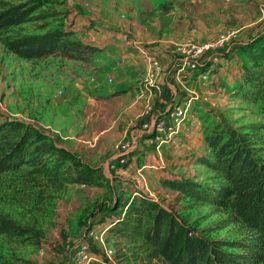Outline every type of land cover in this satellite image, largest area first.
I'll return each mask as SVG.
<instances>
[{"label":"rangeland","instance_id":"374dc122","mask_svg":"<svg viewBox=\"0 0 264 264\" xmlns=\"http://www.w3.org/2000/svg\"><path fill=\"white\" fill-rule=\"evenodd\" d=\"M29 1L40 6L13 32L71 30L77 39L97 50L80 59L60 52L26 59L7 50L0 39V124L14 120L34 126L56 147L95 168L96 178L92 183L66 182L33 173L30 168L1 173L0 214L34 229L39 237H0V264H73L70 251L81 241L93 248L96 259L92 262L105 257L112 264H166L151 254L139 233L119 223L126 206L107 209L118 201L141 198L155 201L211 239H249L251 233L225 212L184 197L164 186L162 180L188 178L208 186L220 183L201 159L211 158L205 136L215 126L225 124L247 133L257 157L264 161L262 103L251 94L252 88L240 85L251 62L238 49L232 65L208 62L205 70L182 69L178 77L187 78L174 81L175 91L186 96L193 92L196 98L178 133L156 149L159 142L155 139L145 142L153 133L143 135L135 121L127 125L136 113L127 115L126 93L136 90L140 81L141 85L147 83L142 80L143 72L136 71L141 78L135 84L125 82L119 60L110 63L104 50L107 43H118L124 37L140 41L139 45L149 47L162 61L154 80L158 85L162 74L176 76L177 70L167 67L168 52H159L149 39H161L171 32L174 43L186 38L201 43L226 29H235L238 37L239 26L255 27L264 21L260 13L264 0ZM215 10L224 16L214 15ZM231 12L233 15L225 17ZM193 27L204 28L197 33L199 38L181 37L180 32ZM263 33L264 29L247 41ZM174 101L176 98L170 102ZM150 113L158 114L154 110ZM90 228L103 232V244L88 235ZM104 248L110 251L109 256Z\"/></svg>","mask_w":264,"mask_h":264},{"label":"trees","instance_id":"16d2710c","mask_svg":"<svg viewBox=\"0 0 264 264\" xmlns=\"http://www.w3.org/2000/svg\"><path fill=\"white\" fill-rule=\"evenodd\" d=\"M40 5L34 1L0 0V39L15 55L37 59L55 52L80 59L97 49L74 36L71 30L55 28L41 33L13 32L30 20ZM240 53L251 62L242 74L241 86L252 88L260 98L264 114V33L239 45ZM209 63L198 69L205 70ZM211 158L201 163L215 172L221 182L202 185L188 178L163 179L162 184L194 202L204 201L225 212L250 233L249 239L221 241L211 239L189 226L172 211L148 198L128 203L118 201L114 208L126 206L120 222L139 233L151 254L166 264H264V161L257 157L247 133L225 124L215 126L205 136ZM30 168L31 172L54 180L92 183L96 169L77 160L63 147L34 126L9 121L0 124V174ZM128 224V225H126ZM0 237H39L34 229L21 226L0 214ZM235 247L239 251L227 248ZM89 264H112L105 257Z\"/></svg>","mask_w":264,"mask_h":264},{"label":"crops","instance_id":"0c3cea01","mask_svg":"<svg viewBox=\"0 0 264 264\" xmlns=\"http://www.w3.org/2000/svg\"><path fill=\"white\" fill-rule=\"evenodd\" d=\"M231 1L234 2V0H231ZM223 7H225V5H223ZM217 13H218V11L215 10L213 14L216 15ZM217 15L219 17H222V16H224V13H222L220 11ZM225 15H226L225 17H229L230 15H233V13L231 12V14L229 13V14H225ZM208 16H212V15L209 14ZM219 17H217V19H219ZM258 20H260V19H258ZM223 21L225 22L226 20H223ZM186 29H187V31L180 32V34L182 35L181 36L182 38L185 36H189V35H191V37H193V36L198 37L197 33H199V30H203L204 28L200 27L199 29H196L195 27H193L191 30L189 29V31H188V28H186ZM239 29H240V32H239L238 37L235 41L230 42L229 44L218 49V52L223 55V59H222L221 63L219 64L220 66L221 65L222 66H224V65L228 66V65L233 64V60L237 56L239 45L246 42L254 34H256L257 32L264 29V21L261 20L258 23V25H256L255 27H251V24H248L245 26L244 25L239 26ZM205 33H207L206 30H205ZM166 34L167 35H165L161 39L154 38L152 40V38H151V39H149V41L152 44H154L155 49H157L159 52H162V51L168 52V54L170 56L168 58V62H167L168 66H167V64L163 65V69H165L166 66L167 67L172 66V68L174 67L175 70H177L176 76L166 75V77H165V75H164L165 73L162 74V76L158 80V83H157L158 85H156V88H157L156 92H155V89L153 88V86H150L147 83H144L141 85L140 82H142V81H140L139 85H138L139 87L136 90L129 91L126 93V97H129V101L127 100L128 103L125 107V111L127 112V115L131 114L132 112L136 113L134 115V117H129V120L127 122L128 126L130 125V123L132 121H135L139 125L143 120H145L146 118H149V115H147L144 112L146 104H150V106L152 107V111L153 110L157 111L159 114V113L163 112L170 104L173 103V102L172 103L170 102V101H172V99L176 98V101H178V100H181L183 98V96H185L181 90L177 92V91H175V88H174V81L175 80L179 82V81H181L187 77H184V76H182L181 78L178 77L179 74H182L179 72L183 68L177 67V66H179V64L176 63L177 57H175L173 55V53H171V50L168 51L169 46H171V44L174 43V41H172V39H171L173 37L171 35L172 33L167 32ZM186 39H191V38H186ZM112 40H113V38H112ZM183 40H185V39H183ZM193 40H195V39H193ZM204 40H208V39L206 38ZM134 42L138 43V45L141 44V43H139L140 41L139 42L138 41L132 42L128 39V37H124L118 43H107V46L105 47L104 52H105V55H107V59L109 60L110 63H115L116 60H119L120 65H122V67H123V74H125L124 75V81L135 84V81L138 78H141L138 73L141 74L143 72V77H142L143 79L142 80L145 81L146 71L148 69L149 63H148V60L146 59L145 53H142L140 51V49L137 47L138 45L134 44ZM139 46H141V45H139ZM143 48L147 49V51H149V52L151 51V50H149V47H143ZM162 55L166 56L164 53H162ZM159 60H160V62H162L161 59H159ZM132 65L134 66V70H132L133 68H131V67H133ZM136 71L138 73H136ZM188 71L189 70L186 69V70H183L182 72H188ZM167 72L170 73V70H168ZM168 103H170V104L168 105ZM160 109L161 110L163 109V110L161 111ZM128 126H127V128H128ZM142 132H143V135H146L145 131L142 130ZM130 133H133V132L130 131ZM154 139H155V136L151 137L148 140L146 139L145 142L155 141L156 139L155 140ZM167 142L168 141H166V143Z\"/></svg>","mask_w":264,"mask_h":264},{"label":"built area","instance_id":"2783aa9c","mask_svg":"<svg viewBox=\"0 0 264 264\" xmlns=\"http://www.w3.org/2000/svg\"><path fill=\"white\" fill-rule=\"evenodd\" d=\"M261 17H264V5L260 7ZM237 39V31L235 29H226L217 33L214 38L205 40L201 43L195 42L192 39H185L180 42H175L172 45L171 53L177 57L176 63L180 68H186L194 71L199 66L209 62L211 64H220L223 55L218 52V49L233 42ZM134 44L138 45V43ZM142 53H145L148 60V69L146 71L145 81L150 86L154 85V80L162 67L158 58L151 54L142 46H137ZM179 68V69H180ZM196 95L192 92L190 95H185L181 100L170 104L163 112L159 114H151L152 107L146 104L145 113L151 114L150 118H146L140 123V128L146 133H153L156 141V149L160 148V144L170 138L172 134L178 133L180 126L188 115L189 108ZM103 232L90 228L88 235L92 237L99 244H103ZM92 247L86 242H79L70 251V257L73 264H89L96 259L93 255ZM105 249V248H104ZM106 254L109 256V250Z\"/></svg>","mask_w":264,"mask_h":264}]
</instances>
